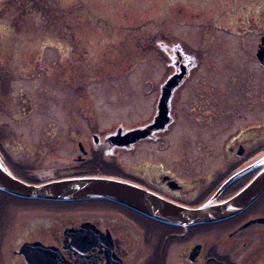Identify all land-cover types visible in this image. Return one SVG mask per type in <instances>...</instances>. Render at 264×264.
<instances>
[{
    "label": "flooded vegetation",
    "instance_id": "1",
    "mask_svg": "<svg viewBox=\"0 0 264 264\" xmlns=\"http://www.w3.org/2000/svg\"><path fill=\"white\" fill-rule=\"evenodd\" d=\"M168 54L169 71L160 77L150 112L140 125L107 129L96 123L89 101L86 107L72 102L76 115L82 111L84 116L71 118L67 132L50 128L31 136L17 131L16 122L31 114L32 97L13 85L15 78L31 73L30 52L18 53L26 61L17 68L6 61L13 54L0 53V65L11 66L2 75L0 115L15 120L0 121L1 158L30 183L70 176L115 177L188 206L203 203L243 170L216 198L231 196L257 172L259 167L252 165L264 154V118L256 116L257 102L264 106V88L257 98L253 80L248 85L233 80L231 90L210 83L208 77L193 82L192 67L206 58L169 45ZM180 72L168 96L165 124L122 144L127 130L144 129L155 121L164 82ZM164 134L171 148L168 163L141 159L127 164L125 154L158 143ZM0 196V264H264V193L233 217L185 228L104 198L62 202L4 192Z\"/></svg>",
    "mask_w": 264,
    "mask_h": 264
},
{
    "label": "rangeland",
    "instance_id": "2",
    "mask_svg": "<svg viewBox=\"0 0 264 264\" xmlns=\"http://www.w3.org/2000/svg\"><path fill=\"white\" fill-rule=\"evenodd\" d=\"M41 1L37 0L36 3ZM11 3L10 1V5ZM55 3L61 5L60 1ZM189 3L201 12H206L210 8L204 0L179 2L177 0H116L114 4L113 0H63L62 5L66 8L78 11L84 6L83 12L90 15L93 20L98 19L97 13L106 12L112 18L109 22L115 21L116 24L107 23L105 29L110 31L103 37L104 31L96 30V23L91 27L78 22L79 24H74V27L71 26V32L76 29L79 31V36L76 38L78 41L81 40V45L79 42L73 49L71 43H68L69 39L65 37L61 40L45 39L39 51H30L28 64L32 71L25 76L15 78L13 85L26 90L32 97L34 107L31 114L23 121L16 122L17 131L30 133L31 136L47 132L50 128L56 132H67L72 126L69 123L71 118L84 116L82 111H78L76 115L72 102H79L81 107H86L89 101L93 107L96 123L107 129L118 125L127 128L145 122L150 112L149 103L153 101L160 77L169 71L170 56L165 53V57H157L155 51L147 49L127 66L123 59L124 52L121 50L123 46L119 42L115 43L119 34L124 31L137 35L143 27L142 24H148L150 31L156 27L155 34L160 32L166 36L167 41L164 42L167 48L168 45L172 49L178 47L181 53L195 52L206 58L202 65L192 67L193 82H205V78L208 77L210 83L223 85L225 89L229 86L231 90L233 80H237L241 85H248L249 81L253 80L251 87L258 98L264 88V73L254 54L260 37L264 35V27L256 28L254 25L236 31L228 27L208 30L201 23L195 22V19L191 20V17H188V9L192 8ZM6 7L8 8V5ZM177 10H180L181 14H178ZM44 11L49 12L51 17L57 13L50 9ZM5 13V10H0V44L3 45L4 54H8L13 53L15 47L7 37L13 36L12 31L17 25L13 13H11L13 17L11 21H8ZM23 13L22 17L27 15L26 10ZM19 32L20 30L16 33ZM142 38L130 37L126 44L130 46L131 40L137 41ZM72 51L81 54L78 59L82 60H84L82 55L87 58L89 54H93V61L102 63L108 71L104 70V73L102 71L98 77L82 79L80 85L71 84V80L76 76L74 73L87 76L84 70H70V62L77 59ZM35 58L37 60H34ZM60 59H65L62 64L57 62ZM194 63L195 60L191 65ZM61 67L62 69L59 70ZM54 69H58V75L63 73V78L50 77L46 72L47 70L53 72ZM65 79L68 81L65 82ZM256 116L264 118V106L259 102H257ZM2 120L15 121L9 114H1L0 121ZM166 137L167 135L164 134L158 143H150L142 149H139L141 146L138 147L137 151L141 150V153L133 151L125 154L127 164L134 165L141 159L145 161L164 159L168 163L171 160V148L165 143L168 139Z\"/></svg>",
    "mask_w": 264,
    "mask_h": 264
},
{
    "label": "water",
    "instance_id": "3",
    "mask_svg": "<svg viewBox=\"0 0 264 264\" xmlns=\"http://www.w3.org/2000/svg\"><path fill=\"white\" fill-rule=\"evenodd\" d=\"M256 58L264 67V35L257 45ZM182 69L184 67H181ZM183 73L167 79L159 100V115L148 127L127 130L121 136V143L128 144L145 136L150 129L162 127L165 122L166 104L171 88ZM252 167H259L253 177L231 196L217 200V195L232 180L243 174V170L232 175L216 193L196 206L171 201L151 190L128 180L94 175L61 177L30 183L17 177L0 156V192L23 199L48 201H80L104 198L160 222L181 227L218 222L242 212L264 193V154L256 159Z\"/></svg>",
    "mask_w": 264,
    "mask_h": 264
},
{
    "label": "trees",
    "instance_id": "4",
    "mask_svg": "<svg viewBox=\"0 0 264 264\" xmlns=\"http://www.w3.org/2000/svg\"><path fill=\"white\" fill-rule=\"evenodd\" d=\"M10 1L12 2L11 5ZM10 1L2 0V2H0V5L2 7H5V9H3L6 11L4 15L5 17L8 16V21H11L14 16L16 17L15 22L17 24L15 23V25L17 26H15L14 30L12 31L13 36L10 35L11 37H7V39L10 38L11 42L14 44L15 47L13 53H8L13 54V57H11L10 60L9 58H7L6 60L8 63H12L14 68H17L18 64H25V61H23L19 57L18 53L39 51L41 46L44 44L42 43V41H44L45 39L51 40L56 38L58 40H61L65 37L69 39L68 43H71L70 46L74 49V45L79 44L81 40L78 41V39L76 38V36H79V31L76 29L74 32H71V26H73L74 24H79L78 22L88 24V26L91 27L94 26L96 23L97 27H95V29L99 31L103 29V37L106 33H109L108 31H110L105 29L106 24H116L115 21L109 22L112 20V18L107 15L106 12L97 13L98 19L93 20L90 15H88L86 12H83L84 6L78 9V11L72 8H66L62 5L63 0H42L40 3H36L37 0ZM55 1H60L61 5L55 3ZM177 1L179 2L182 0ZM204 1L205 4H207V6H209L210 8L206 12H201L196 7H194L192 3H189L188 5H190L192 8L188 9V17H191V20L195 19V22L201 23L208 30H213V28L224 29V27H228L230 30L236 31L237 29L239 30L240 28H246L254 25H256V28H258L259 26L264 27V0ZM115 2L116 0H113V4ZM53 3H55V5ZM7 5L8 8L6 7ZM53 5L55 6L54 9ZM44 9L55 10L57 11V13L56 15L51 17L50 13H47V11H44ZM24 10L27 11V15H23L22 17L21 15L24 14ZM11 13H13V17ZM177 13L181 14L180 10H177ZM71 14L73 15V17H71ZM103 15L105 17L104 19ZM142 25L143 27L137 35L129 33V31H124L119 34L118 41L115 42H119L123 46V49L121 50L124 52L123 59L127 63V66H129L135 59L141 56L142 51L144 52L147 49H152L153 51H155L154 54L156 53L157 56H164L165 53H168V48L166 47L167 44L164 42V40L167 41V37L162 35V33L160 32L155 34L156 27L154 28V30L150 31L148 28V24ZM18 30H20V32L16 33ZM135 36H137V38H143L142 40L137 41L131 40L129 42L130 46H127L126 43H128V39L130 37L133 38ZM5 46L7 47V45ZM0 53H4L3 45L1 44ZM72 53L76 56L77 59L70 62V70L79 69L80 71L84 70L87 73L86 77H84L81 73L79 75L78 73H74V75L76 76L71 80V84L75 86L80 85L82 79L84 80L85 78L91 76L98 77L102 73V71L104 73V70H107L103 67L102 63L93 61V54H89L87 58L82 55V57L84 58V60H82L78 59L81 54L78 55L75 51H72ZM64 60L65 59H60L57 62L59 64H62ZM9 69H11L10 65H0V84H3V79L5 78L2 77L4 71ZM61 69L62 67L59 68V70ZM57 72L58 69H54L52 72V76L63 78V73H60L58 75ZM71 75H73V73H71ZM66 81L68 80L65 79V82ZM77 88L79 90V87Z\"/></svg>",
    "mask_w": 264,
    "mask_h": 264
}]
</instances>
